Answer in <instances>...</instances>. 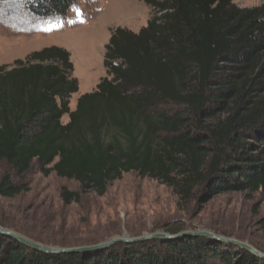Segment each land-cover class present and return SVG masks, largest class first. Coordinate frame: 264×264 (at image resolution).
Instances as JSON below:
<instances>
[{
  "label": "trees",
  "instance_id": "16d2710c",
  "mask_svg": "<svg viewBox=\"0 0 264 264\" xmlns=\"http://www.w3.org/2000/svg\"><path fill=\"white\" fill-rule=\"evenodd\" d=\"M77 1L0 0V7L25 21H61ZM144 1L152 20L139 33H112L105 47L107 77L78 99L74 112L70 100L79 82L67 50L47 47L0 67V165L8 169L0 198L28 192L34 165L46 177L78 183L80 192L62 190L66 205L90 193L103 197L131 173L172 189L185 212L220 195L264 196V3ZM259 226L264 230V217ZM165 228L176 235L184 224ZM0 264L264 260L202 237L47 254L0 234Z\"/></svg>",
  "mask_w": 264,
  "mask_h": 264
},
{
  "label": "rangeland",
  "instance_id": "374dc122",
  "mask_svg": "<svg viewBox=\"0 0 264 264\" xmlns=\"http://www.w3.org/2000/svg\"><path fill=\"white\" fill-rule=\"evenodd\" d=\"M262 3L264 0H236L246 8ZM153 13L144 0H78L61 21H25L0 7V67H13L15 61H26L30 54L47 47L67 50L73 77L79 82V92L70 100L74 112L78 99L97 91L107 77L105 47L112 33L118 28L139 33ZM68 122L65 116L62 123ZM7 171L0 165V179ZM26 183L28 192L14 199L0 198V226L45 246L76 248L120 237L168 234L165 227L179 222L184 224L180 233L209 231L256 246L264 254V230L259 226L264 217V196L260 194L254 199L241 193L220 195L185 212L179 209L172 189L134 173L112 183L105 196L90 193L71 205L62 201L61 192L64 188L80 192L75 181L55 174L46 177L34 165Z\"/></svg>",
  "mask_w": 264,
  "mask_h": 264
},
{
  "label": "water",
  "instance_id": "95a60500",
  "mask_svg": "<svg viewBox=\"0 0 264 264\" xmlns=\"http://www.w3.org/2000/svg\"><path fill=\"white\" fill-rule=\"evenodd\" d=\"M0 234L10 237L14 239L15 241L19 242L20 244L26 247H29L35 251L47 253V254H73V253L83 254V253H90V252L105 250L121 242L140 243V242L153 241V240L174 241V240H178L184 237H202V238H206V239H209L215 242L232 244L264 260V254L258 251L257 249H255L254 247H252L251 245H249L248 243L235 240V239H231V238H226L223 236H219L209 231H185V232H182L176 235L156 233V234H150V235H143L139 238H129V239L120 237V238H114L102 244H97L93 246L76 247V248L75 247L74 248H59V247L45 246V245L30 241L18 235L17 233L11 230L5 229L1 226H0Z\"/></svg>",
  "mask_w": 264,
  "mask_h": 264
}]
</instances>
